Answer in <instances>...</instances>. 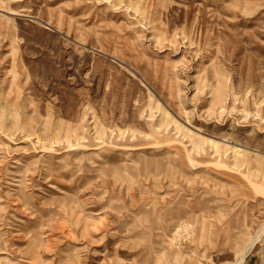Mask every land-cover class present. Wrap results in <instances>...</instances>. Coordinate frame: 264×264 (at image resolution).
Segmentation results:
<instances>
[{
    "label": "rangeland",
    "instance_id": "1",
    "mask_svg": "<svg viewBox=\"0 0 264 264\" xmlns=\"http://www.w3.org/2000/svg\"><path fill=\"white\" fill-rule=\"evenodd\" d=\"M258 186L264 0H0V264H264Z\"/></svg>",
    "mask_w": 264,
    "mask_h": 264
},
{
    "label": "bare ground",
    "instance_id": "2",
    "mask_svg": "<svg viewBox=\"0 0 264 264\" xmlns=\"http://www.w3.org/2000/svg\"><path fill=\"white\" fill-rule=\"evenodd\" d=\"M215 145H217L216 143H214ZM241 153V151H238V150H236L235 151V154H240ZM258 188L261 190V189H263L264 187H261V186H258ZM260 236V235H259ZM257 240V238H255V240H254V242ZM254 246V245H253ZM253 248V247H252ZM254 250V249H253Z\"/></svg>",
    "mask_w": 264,
    "mask_h": 264
}]
</instances>
